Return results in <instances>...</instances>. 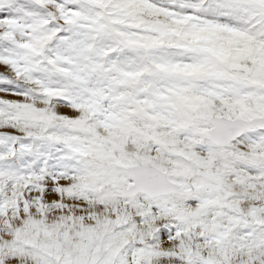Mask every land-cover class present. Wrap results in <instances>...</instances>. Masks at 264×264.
<instances>
[{"label": "snow or ice", "instance_id": "1", "mask_svg": "<svg viewBox=\"0 0 264 264\" xmlns=\"http://www.w3.org/2000/svg\"><path fill=\"white\" fill-rule=\"evenodd\" d=\"M0 264H264V0H0Z\"/></svg>", "mask_w": 264, "mask_h": 264}, {"label": "rangeland", "instance_id": "2", "mask_svg": "<svg viewBox=\"0 0 264 264\" xmlns=\"http://www.w3.org/2000/svg\"><path fill=\"white\" fill-rule=\"evenodd\" d=\"M0 71H2V69H0Z\"/></svg>", "mask_w": 264, "mask_h": 264}]
</instances>
